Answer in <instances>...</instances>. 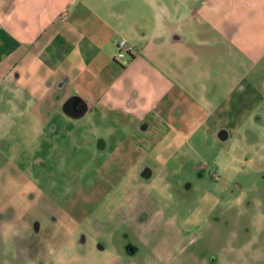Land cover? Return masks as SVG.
Masks as SVG:
<instances>
[{
  "label": "crops",
  "instance_id": "1",
  "mask_svg": "<svg viewBox=\"0 0 264 264\" xmlns=\"http://www.w3.org/2000/svg\"><path fill=\"white\" fill-rule=\"evenodd\" d=\"M263 120L264 0H0V154L24 158L0 176V230L28 239V264L48 250L70 264L77 248L117 264L115 230L153 238L164 262L185 251L217 194L182 219L183 204L145 189L208 185L209 162ZM59 172L77 185L65 199Z\"/></svg>",
  "mask_w": 264,
  "mask_h": 264
},
{
  "label": "rangeland",
  "instance_id": "2",
  "mask_svg": "<svg viewBox=\"0 0 264 264\" xmlns=\"http://www.w3.org/2000/svg\"><path fill=\"white\" fill-rule=\"evenodd\" d=\"M10 153L4 155L1 150L0 176L2 177L8 174L12 167L14 168L13 164L17 167L16 171L24 167V158L18 150L15 151L13 148ZM202 157H209V152ZM9 163H12V166L8 165ZM208 165L207 184H209L194 189L182 187L180 193L176 191L177 198L161 188L159 190L150 187L145 189L150 195L164 193L173 201L183 204L182 219L186 218L197 205V199L203 190L214 191L218 196L217 203L214 204V208L202 226L191 234L185 233L181 236L182 248L188 245L187 251L179 250L180 248L171 251L170 260H167L165 264H228L230 259L231 264H264V120L260 128L251 129L248 137L240 133L231 139V156L226 150L219 155L215 163L209 162ZM95 167L94 163L93 170ZM213 170L220 174V182L212 178ZM58 174L59 185L53 188L54 196L65 199L68 191L71 193L77 185L71 186L62 172ZM13 189L21 190L20 184L12 183L11 190ZM44 189H47L46 186ZM93 190L94 187L92 192ZM183 194L185 196H182ZM62 203L64 204L65 200ZM32 209L35 210L33 206ZM84 213L85 205L76 204L75 214L83 215ZM107 236L108 238H104L108 240L106 245L122 244V250L118 248L116 251L121 255V260L117 264H152L146 245L153 238L147 239L138 234L126 235L120 230H115L114 234ZM160 237L161 243L165 239L175 241L177 236L174 231L168 230ZM23 238L12 241L7 230H0V264H28L29 257L22 250L25 244L28 245V239H25V236ZM127 240L129 241L127 245L132 244L139 248L137 255L130 256L126 253L124 245ZM109 248L107 249L111 251ZM47 254L48 256L45 257ZM65 255H67L65 258L73 261L70 264H105L106 259L111 257L106 256L105 253L102 257L92 256L90 259L85 257L84 251L80 252L78 248L70 250V253L66 252ZM79 255L84 259L82 257L80 261L76 260ZM50 257L48 250L40 257L42 259L38 258V264H54L53 261L50 263L48 260Z\"/></svg>",
  "mask_w": 264,
  "mask_h": 264
},
{
  "label": "flooded vegetation",
  "instance_id": "3",
  "mask_svg": "<svg viewBox=\"0 0 264 264\" xmlns=\"http://www.w3.org/2000/svg\"><path fill=\"white\" fill-rule=\"evenodd\" d=\"M124 246H125L124 247L125 251H127L126 253L130 256H135L139 252V248L133 246L132 244L131 245L126 244ZM121 250H122V248H121ZM121 250H120V252H122ZM147 250L149 251V253L151 255L150 263L151 262H152V264H165L166 263L163 261V257L166 256V252L164 250H162L161 248H157L154 245L147 246ZM185 251H187V249ZM228 264H231V259L229 260Z\"/></svg>",
  "mask_w": 264,
  "mask_h": 264
},
{
  "label": "built area",
  "instance_id": "4",
  "mask_svg": "<svg viewBox=\"0 0 264 264\" xmlns=\"http://www.w3.org/2000/svg\"><path fill=\"white\" fill-rule=\"evenodd\" d=\"M133 51H134V47L133 46H129V44L126 41H121L118 44V55H117V58L119 60H125L128 55L132 54ZM211 175H212V178L215 181H219L220 180V175H219V173L216 170H213Z\"/></svg>",
  "mask_w": 264,
  "mask_h": 264
}]
</instances>
